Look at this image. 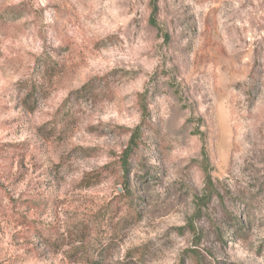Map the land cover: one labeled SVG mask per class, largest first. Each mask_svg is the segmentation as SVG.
<instances>
[{"label": "rangeland", "instance_id": "obj_1", "mask_svg": "<svg viewBox=\"0 0 264 264\" xmlns=\"http://www.w3.org/2000/svg\"><path fill=\"white\" fill-rule=\"evenodd\" d=\"M0 264H264V0H0Z\"/></svg>", "mask_w": 264, "mask_h": 264}, {"label": "trees", "instance_id": "obj_2", "mask_svg": "<svg viewBox=\"0 0 264 264\" xmlns=\"http://www.w3.org/2000/svg\"><path fill=\"white\" fill-rule=\"evenodd\" d=\"M85 88H86V86L82 87L81 89H79V90L77 91V93H80V92L86 90Z\"/></svg>", "mask_w": 264, "mask_h": 264}]
</instances>
